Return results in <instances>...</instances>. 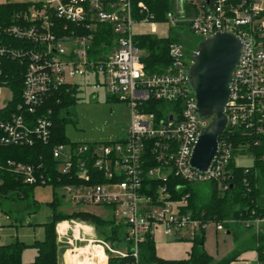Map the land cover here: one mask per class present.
<instances>
[{
  "label": "built area",
  "instance_id": "built-area-1",
  "mask_svg": "<svg viewBox=\"0 0 264 264\" xmlns=\"http://www.w3.org/2000/svg\"><path fill=\"white\" fill-rule=\"evenodd\" d=\"M26 6L12 14L10 24L0 26V90L9 92L0 105V146L51 141L54 116L59 117L54 111L62 104L56 93L76 89L71 96L77 97L76 77L101 75L104 83L92 87L104 85L108 98L130 108L126 136L105 142L57 143L51 153L56 174L71 180L59 185L62 197L109 210L113 225L125 224L127 244L114 246L88 238L93 229L86 231L71 220L73 239L100 244L105 262L116 257L125 259L123 264H142L140 244L146 236L154 241L158 230L165 236H194L207 223L184 212L189 193L177 201L170 199V178L182 181L174 186L176 190L185 184L216 181L225 191L232 183L231 165L249 172L257 159L251 146L264 143V0H173L161 22L152 14L141 16L147 11L143 1L135 5L134 0H30ZM148 23L152 34L160 27L170 31L185 26L202 39L231 32L242 41L224 109L225 129L205 171L189 162L197 136L210 120L197 115L188 79L195 49L187 52L181 43H169V64L148 73L143 62L147 53L137 39L143 31L134 30L136 24ZM99 31L107 35L108 43L95 47ZM8 61L14 65L4 63ZM18 78L17 95L9 81ZM149 101L164 106L154 110L145 105ZM240 159H251V164L242 165ZM6 165L25 184L49 185L50 173L39 170L41 164L8 160ZM241 221L257 234L264 231V214L252 211ZM216 227L224 229L223 223ZM67 243L73 244L70 238ZM93 256L87 261L92 263ZM255 264L264 263L256 260Z\"/></svg>",
  "mask_w": 264,
  "mask_h": 264
},
{
  "label": "trees",
  "instance_id": "trees-1",
  "mask_svg": "<svg viewBox=\"0 0 264 264\" xmlns=\"http://www.w3.org/2000/svg\"><path fill=\"white\" fill-rule=\"evenodd\" d=\"M143 1L147 7V11L142 12L141 16L145 17L147 14H152L155 21H164L165 13L172 8L173 0H134V3ZM26 3H4L0 4V26L8 25L12 22V14L15 11H24ZM103 29L102 27L100 28ZM107 35L102 36L97 33L93 45L100 47L101 43H108ZM138 46L145 49L147 56L143 58L145 69L148 73L162 71L165 66L169 64L167 56V46L171 42H179L176 38L170 36L169 38L159 39L152 35L137 36ZM198 38L196 49L199 41ZM180 43V42H179ZM188 52L190 49L185 46ZM13 66L11 61L4 62ZM3 63V65H4ZM7 66V70L13 67ZM23 70V67H22ZM21 76V75H20ZM9 84L15 89L18 95L21 90V78L15 81L10 80ZM15 84V85H14ZM62 90V89H61ZM76 89H71L70 92L58 91L56 95L61 97V105L54 111L58 114L65 110L66 114L71 115V108L75 106L77 97L71 96ZM17 101V98L15 99ZM148 108L156 110L158 107H163L161 102H147ZM70 110V112H69ZM212 119V118H211ZM55 123L52 128V140L47 143L35 142L31 146H0V196L4 198H12L17 200H27L37 185H29L22 182L21 178L11 173L7 168L8 160L21 161L24 163L37 166L41 164L42 170L50 173L51 179L49 185L59 186L61 184L69 183L71 180L68 176H59L56 171V164L52 158L51 149L57 143H71L64 134L65 118L54 116ZM225 136V135H224ZM260 139H262L260 137ZM251 151L256 156L254 165L250 171L245 173L241 167L232 166V180L231 185L225 191H221L216 181H209L202 184H197L199 188H190L191 185H184L178 192H189V198L185 209L189 210L193 217L198 218L202 223L209 222L223 223L224 228L230 230L233 234L234 240L237 242L236 248L231 254L221 260L213 261L204 249V233L203 228L195 232V235L190 240L191 248L188 257L184 259H162L156 255L155 244L150 236H146L143 243L140 244V256L142 264H229L236 260L240 254L245 251L243 243L238 244L239 235L235 230L229 228L230 226H242V221L246 219L251 212L254 215L264 214V160L261 156L264 155V143L259 141L256 146H251ZM246 178V180H244ZM179 178H170L169 190L173 193L176 185L181 184ZM155 188V185H154ZM186 190V191H185ZM155 191L152 196L155 197ZM184 210V212L186 211ZM75 216L82 221H91L96 227L101 228L104 240L110 241L114 246L127 244V236L125 233V224L114 226L111 221H104L94 214L88 212L73 213L71 215L53 214L49 221L44 224L45 235L41 241H35L33 246L36 249L35 259L27 264H56L57 259V245L54 235V224L57 220L70 218ZM233 220L234 222H231ZM240 223V224H238ZM243 227V226H242ZM244 230H247L243 227ZM255 242L254 250L257 253V260L264 263V231L258 234L253 233ZM22 243H15L12 245L0 246V264H23L20 261ZM98 259V258H97ZM125 259L111 257L108 264H123ZM95 264V263H94ZM96 264L99 263V259ZM105 264V262L103 263Z\"/></svg>",
  "mask_w": 264,
  "mask_h": 264
},
{
  "label": "rangeland",
  "instance_id": "rangeland-1",
  "mask_svg": "<svg viewBox=\"0 0 264 264\" xmlns=\"http://www.w3.org/2000/svg\"><path fill=\"white\" fill-rule=\"evenodd\" d=\"M28 2L30 0H0V4ZM164 29L167 31V36L163 31ZM134 30L136 32L143 31L141 35H154L159 39H166L172 36L189 49H193L199 38L193 35L185 26L173 28L170 31L165 27H160L157 32H153L152 34L151 24L148 23L136 24ZM74 80L79 88L77 91V101L75 102V106L71 108V115L66 114L65 110H62L58 115L66 119L64 125L65 137L71 143L105 142L125 137L131 120L130 108L125 102L108 98V91L104 85H101L97 89L92 87L94 83L103 84V77L101 75L93 77L86 73L83 76L76 77ZM8 96L9 92L7 89L0 90V105H2L1 100L7 99ZM239 163L249 165L251 164V159H240ZM185 185H191L189 186L190 188L200 187V184ZM174 192L170 190V199L173 201L179 200L184 193L178 192L176 189H174ZM62 196V188L51 185L35 186L31 196L27 200H15L0 196V246L22 243L20 261L23 264H27L34 261L37 252L33 243L44 239V224L49 221L53 214L71 215L73 213L88 212L104 221H111L109 210L101 206L75 204ZM184 205H187V203ZM185 208L184 206L183 210H186ZM71 220L81 223L86 231H89L90 228L93 229L92 234L87 236L88 238L95 237L104 240L105 236L101 230L103 227L98 228L91 221H82L75 216L57 220L54 224V235L57 245L56 264H72L74 262L77 264L82 262H84L83 264L97 263L98 259L95 256L92 258V263L87 261L90 254H92L91 250L87 249L86 244L89 242L79 240L75 242L73 239L72 230H74V226ZM62 222L69 224L65 234L59 231V227L61 230V226H63ZM242 226L247 230H244ZM242 226H230L229 228L238 233V244L243 243L245 250H254L257 244L255 245L253 240V233H257L252 227L243 224ZM203 233L205 236L204 248L210 256L212 255L213 261L223 259L236 248L237 242L234 240L233 234H227L225 228L218 230L215 222L207 223L203 228ZM78 237H81V235ZM68 238L72 240V245L67 243ZM184 238H186L184 240L190 241L193 236L190 237L188 234H185ZM254 238L256 239L255 236ZM92 247L98 248L101 253L103 251L97 244H93ZM108 262L109 260L105 264H108Z\"/></svg>",
  "mask_w": 264,
  "mask_h": 264
},
{
  "label": "water",
  "instance_id": "water-1",
  "mask_svg": "<svg viewBox=\"0 0 264 264\" xmlns=\"http://www.w3.org/2000/svg\"><path fill=\"white\" fill-rule=\"evenodd\" d=\"M241 49L242 41L234 33L216 32L199 41L192 52L188 79L196 100V113L201 119L212 118L199 132L189 160L200 171L211 165L218 138L224 132V109Z\"/></svg>",
  "mask_w": 264,
  "mask_h": 264
},
{
  "label": "crops",
  "instance_id": "crops-1",
  "mask_svg": "<svg viewBox=\"0 0 264 264\" xmlns=\"http://www.w3.org/2000/svg\"><path fill=\"white\" fill-rule=\"evenodd\" d=\"M226 233L230 234L231 232L230 230L226 229ZM184 236L185 235L165 236L160 230H158L154 238L156 255L162 259L187 258L191 248V242L189 240H184L186 239L184 238ZM256 260V251L253 249H248L243 251L236 260L232 261L229 264H255Z\"/></svg>",
  "mask_w": 264,
  "mask_h": 264
},
{
  "label": "bare ground",
  "instance_id": "bare-ground-1",
  "mask_svg": "<svg viewBox=\"0 0 264 264\" xmlns=\"http://www.w3.org/2000/svg\"><path fill=\"white\" fill-rule=\"evenodd\" d=\"M63 223V226H61L62 228H61V230H60V227H59V231L60 232H63V233H65V231H66V229H67V226H69V224L67 223V222H62ZM93 244H97V246L99 245L101 248H102V246L100 245V244H98V243H87L86 245H87V249L89 248L90 250H91V252H92V254L96 257V258H98L99 259V263H100V260H101V264H103L104 263V255H103V251H102V253L99 251V249L98 248H93L92 247V245ZM91 247V248H90ZM102 250H103V248H102ZM78 251V250H77ZM73 252L75 253V251L73 250ZM84 253V252H83ZM80 254H82V252H80ZM102 254V255H101ZM85 255V254H84ZM82 260H84V259H82ZM84 262H82V263H80V264H83ZM72 264H77L76 262H74V263H72ZM96 264V263H95Z\"/></svg>",
  "mask_w": 264,
  "mask_h": 264
}]
</instances>
